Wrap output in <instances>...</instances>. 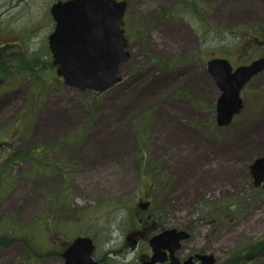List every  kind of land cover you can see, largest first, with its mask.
I'll return each mask as SVG.
<instances>
[{
    "label": "rangeland",
    "instance_id": "obj_1",
    "mask_svg": "<svg viewBox=\"0 0 264 264\" xmlns=\"http://www.w3.org/2000/svg\"><path fill=\"white\" fill-rule=\"evenodd\" d=\"M57 1L0 0V142L9 147L0 154L67 143L38 170L0 161V230L13 237V227L42 219L39 238L51 243L40 254L49 256L29 264H63L55 253L78 236L94 241L98 258L136 264L123 234L132 207L152 195L173 222L190 221L198 244L209 221L228 213L236 222L250 211V235L233 230L216 246L217 259L239 262L238 236L264 237V195L249 187L247 171L264 155V69L244 87L241 111L219 127L220 90L206 65L264 58V1L117 0L127 3L130 59L101 93L56 74L48 36ZM23 249L20 241L0 247V264H23Z\"/></svg>",
    "mask_w": 264,
    "mask_h": 264
},
{
    "label": "water",
    "instance_id": "obj_2",
    "mask_svg": "<svg viewBox=\"0 0 264 264\" xmlns=\"http://www.w3.org/2000/svg\"><path fill=\"white\" fill-rule=\"evenodd\" d=\"M125 9L126 2L117 0H59L50 6L54 28L48 36V46L56 74L65 85L80 92L101 93L120 82L119 67L130 59L122 29ZM206 69L220 90L216 124L226 126L242 109L240 92L264 69V58L235 69L227 59L213 58L207 62ZM249 168L255 187L261 184L264 187V155ZM167 234L174 236L175 242L188 237L185 232L172 229L154 237L152 246ZM94 247L90 237L74 238L62 253L63 264H96L91 258ZM201 259L209 264L212 258ZM174 264H178L177 260Z\"/></svg>",
    "mask_w": 264,
    "mask_h": 264
},
{
    "label": "flooded vegetation",
    "instance_id": "obj_3",
    "mask_svg": "<svg viewBox=\"0 0 264 264\" xmlns=\"http://www.w3.org/2000/svg\"><path fill=\"white\" fill-rule=\"evenodd\" d=\"M124 23L125 13L123 16V25ZM124 36L126 38L125 31ZM249 167L250 163L247 168L249 187L251 185L253 188L259 189L260 196H263V184L255 187ZM248 196L250 199V189ZM141 200L137 206L132 207L131 210L133 212H130L131 225L123 234V241L127 245L126 252L135 254L134 261L136 264H174L175 260H177L178 264H183L184 262H188L189 264H206L207 260L203 261L201 259L202 256H210L212 258L209 264H225L217 259L219 249L216 246H220L224 242V237L229 235L233 230L235 232L241 231V234L246 233L250 235V211L247 216L236 222H234L233 217L225 213V216L222 218H214L213 221H209L206 224L209 228L205 230L201 238V243L198 244L196 239L192 238V225L190 221L184 220L177 224L173 222V211L170 209L163 210L155 206L152 195H149L144 201ZM140 204L145 205L142 206ZM235 210H237L236 207L233 208V211ZM226 223L230 228L228 227L227 230H223ZM172 229L183 231L188 237L175 242L174 236L167 234L165 237L158 239L154 246H152L151 241L154 237L164 235L166 231ZM258 245L262 246V248ZM235 246L234 258L239 259V262L234 261L235 264H256L258 261H264V237L256 241V243H250V237L238 236V241L235 243ZM95 249L96 246L94 247L91 258L96 264H112L106 259L96 257L94 254ZM250 250L255 253H251L250 255ZM244 256L247 257L244 258Z\"/></svg>",
    "mask_w": 264,
    "mask_h": 264
},
{
    "label": "trees",
    "instance_id": "obj_4",
    "mask_svg": "<svg viewBox=\"0 0 264 264\" xmlns=\"http://www.w3.org/2000/svg\"><path fill=\"white\" fill-rule=\"evenodd\" d=\"M69 138V137H68ZM66 138L61 139V141H59L58 143H56L55 145H51V146H47V147H42V148H37L35 150L29 151V152H25V153H20L19 155H11V154H0V161L1 164H6L7 166H9L10 168H15L16 166H18L21 162L24 161H30L33 165V167H35L36 170L42 168L45 166V164L47 165L48 163L46 162L49 159H57V152H59L62 148L65 147V144H67L66 142H64ZM6 145L5 149L7 150L9 147H7L6 142H0V151L2 150V146ZM64 146V147H63ZM69 146V145H68ZM139 149L141 152V156L143 158H147L145 155V151L147 149V146L144 142L140 141L139 142ZM3 151V150H2ZM52 166H54V168H57L58 170H62L61 167H59L56 164H52ZM42 219H36L33 222L30 223V225L27 228H22L19 230H16L13 227V232H15V234L13 235V237H11L7 230L5 229V231L3 232V230H0V247L5 246V245H9L13 242L16 241H20L24 247L23 251L20 254V259L19 262L23 263V264H29L30 262H32V260L34 258L37 257H46L49 256L48 253L40 254V251L42 248L47 249L48 244L51 243L50 240L46 239V241L41 240V238H39V230L38 227L41 224ZM261 245V244H260ZM258 245L259 247L262 248V246ZM63 249L59 248L57 250V253L60 255L62 253Z\"/></svg>",
    "mask_w": 264,
    "mask_h": 264
}]
</instances>
